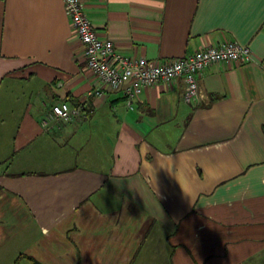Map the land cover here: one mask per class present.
<instances>
[{"label":"crops","instance_id":"crops-1","mask_svg":"<svg viewBox=\"0 0 264 264\" xmlns=\"http://www.w3.org/2000/svg\"><path fill=\"white\" fill-rule=\"evenodd\" d=\"M161 63L226 41L246 63L123 88L86 67L62 0H0V264H264V0H80ZM87 118L45 126L51 105Z\"/></svg>","mask_w":264,"mask_h":264},{"label":"built area","instance_id":"built-area-1","mask_svg":"<svg viewBox=\"0 0 264 264\" xmlns=\"http://www.w3.org/2000/svg\"><path fill=\"white\" fill-rule=\"evenodd\" d=\"M62 2L73 33L82 47L85 65L100 81L101 86L94 88L90 94L97 96L107 87H122L129 108L144 87L176 78L184 80L183 98L193 104L199 95L198 77L206 67L218 62L246 63L252 59L250 47L236 41L207 44L191 54L169 58L161 63L144 57L129 58L114 47L111 39L98 37L80 0ZM87 116L83 103L70 105L60 102L51 105L43 123L51 126L60 120L84 121Z\"/></svg>","mask_w":264,"mask_h":264}]
</instances>
